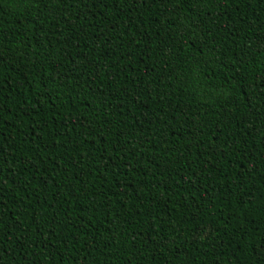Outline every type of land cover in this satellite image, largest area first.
<instances>
[{"label": "trees", "instance_id": "obj_1", "mask_svg": "<svg viewBox=\"0 0 264 264\" xmlns=\"http://www.w3.org/2000/svg\"><path fill=\"white\" fill-rule=\"evenodd\" d=\"M0 264H264V0H0Z\"/></svg>", "mask_w": 264, "mask_h": 264}]
</instances>
